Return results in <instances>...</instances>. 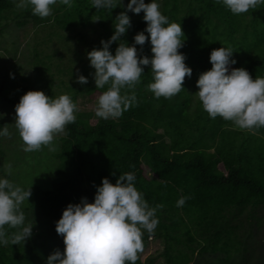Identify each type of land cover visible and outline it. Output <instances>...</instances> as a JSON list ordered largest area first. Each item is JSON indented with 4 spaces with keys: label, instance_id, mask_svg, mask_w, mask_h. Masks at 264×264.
Segmentation results:
<instances>
[{
    "label": "trees",
    "instance_id": "obj_1",
    "mask_svg": "<svg viewBox=\"0 0 264 264\" xmlns=\"http://www.w3.org/2000/svg\"><path fill=\"white\" fill-rule=\"evenodd\" d=\"M58 1L53 13L39 17L30 8H17L15 0H0V33L9 20L20 26L29 21L37 25L52 22L67 33L88 27L102 30L100 41H107L114 31L115 16L126 6L117 0L112 10H97L91 0H73L71 7ZM161 13L169 22L181 24L185 39L178 51L185 55L191 75L185 76L175 95L156 98L147 88L152 79L150 66H142L139 83L133 89H122L134 92L136 103L119 117L104 119L95 111L75 114L74 122L66 124L59 137L53 188H35V213L32 220L25 218L26 224L33 225L32 234L24 243L0 245V264H46L55 250L63 252V235L55 231V222L66 205L78 203L81 197L92 202L95 186L103 177L115 183L124 172L134 173V186L149 206L162 205L155 212L156 227L151 234L142 230V240L143 249L150 239L159 241L163 264H264L255 244L264 226V126L250 131L219 115L211 118L191 91L198 75L211 67L210 51L221 46L233 50L236 64L230 67L245 68L253 79L264 77V3L233 14L220 0H163ZM130 21L119 38L128 44L147 23ZM119 40L109 45L112 54ZM135 46L138 58L152 55L147 39L144 45ZM45 59L36 49L34 82L47 83L44 87L51 90ZM106 87L96 88L88 80L65 86L74 103L80 92L90 95L96 89L101 93ZM28 90L29 86H23L7 101L15 105ZM3 91L0 84V96ZM3 125L7 118L0 116ZM0 156H5L2 148ZM183 190L196 194L184 196ZM181 196L186 199L177 206ZM5 228L7 233L16 230ZM144 252L138 253L135 264H155L156 258L144 259Z\"/></svg>",
    "mask_w": 264,
    "mask_h": 264
},
{
    "label": "clouds",
    "instance_id": "obj_2",
    "mask_svg": "<svg viewBox=\"0 0 264 264\" xmlns=\"http://www.w3.org/2000/svg\"><path fill=\"white\" fill-rule=\"evenodd\" d=\"M56 0H15L17 8H30L32 14L46 17L51 14L50 5ZM71 7L73 0H60ZM233 14L244 13L264 0H220ZM122 5V0H118ZM92 7L110 9L117 7V0H91ZM125 10L114 18V31L107 41L101 40L100 48L87 52L89 65L94 69L90 75L96 88H104L96 99L95 115L100 118H116L130 105H135L133 89L143 73L142 66L149 65L151 81L147 88L154 97L169 98L179 92L185 76L191 68L185 64V55L179 52L184 35L181 24L169 22L161 13L157 0H128ZM139 14L146 21L143 31L137 32L133 43L119 38L131 26L127 11ZM147 33V36L145 35ZM183 37V39H182ZM150 43L151 56H137L135 45ZM115 53L109 45L118 41ZM230 46L210 51L211 67L201 72L196 80V97L208 116L217 115L250 131L264 126V77L253 79L243 67L236 64ZM10 78L13 77L9 73ZM75 81L87 83V77L79 74ZM76 104L68 94L48 96L42 90H28L14 105V125L18 130L23 150L30 152L47 146L55 151L54 135L63 132L65 125L76 119ZM8 128L0 126V136L8 135ZM11 168V165H6ZM133 172L120 173L115 183L107 177L96 187L92 202L81 197L78 203H68L55 222V231L63 235V252L55 250L47 257L46 264H135L138 253L143 250V231L151 234L158 223L157 208L149 206L143 194L134 186ZM31 195L30 188H22L5 177H0V245L25 242L32 234L33 225L25 223L21 204ZM186 197L177 199L183 205ZM16 229L6 232L5 226ZM143 230V231H142Z\"/></svg>",
    "mask_w": 264,
    "mask_h": 264
},
{
    "label": "rangeland",
    "instance_id": "obj_3",
    "mask_svg": "<svg viewBox=\"0 0 264 264\" xmlns=\"http://www.w3.org/2000/svg\"><path fill=\"white\" fill-rule=\"evenodd\" d=\"M122 1L125 4L128 2V0ZM147 2L149 0H145V3ZM157 2L160 11H162L163 0H157ZM58 6V0L50 5L51 13ZM128 16L133 19H142L143 11L135 14L129 10ZM51 23L37 25L33 21H29L20 26L15 20H9L0 33V84H3L4 87L3 95L0 96V116L7 118L6 127L9 132L6 136H0V148L5 151V156H0V177H5L22 188H30L31 195L28 197V201L25 200L21 204V210L27 220H32L35 213L32 210V205L34 206L35 203V188L50 190L54 186L53 179L56 176L55 169L58 164L55 154L61 149L59 137L64 134L65 128L63 132L54 135L52 143L56 145L55 151H49L47 146H42L39 150L25 152L22 147L23 142L14 125V105L7 99L15 97L23 86H29L31 90H42L48 96L52 91L51 96L53 97L65 94L66 85L79 86L80 83L75 81L77 70H79V74L87 75L91 86H95L94 78L90 75L94 69L89 65L86 54L94 47L99 48V32L102 31L96 26L99 31L88 27L67 33L58 30ZM36 49L40 51L41 57L44 59L49 57L45 60L50 66L48 77L52 79L51 90L44 87V84L47 83L42 82L44 84L39 85L34 82ZM9 73H12L13 77L10 78ZM197 90V86L191 89L194 100L197 99L195 95ZM99 94L100 92L96 89L90 95L80 92L75 99L77 106L75 114L83 111H95L96 99ZM9 164L11 165L10 169L6 167ZM152 176L154 175L152 174ZM183 193L184 196L191 193L196 194L195 191L190 190ZM255 244L264 257V226L261 229L260 237L255 239ZM144 249V259L153 256L156 258L155 264H163V259L160 256L162 248L155 237L149 240L148 247Z\"/></svg>",
    "mask_w": 264,
    "mask_h": 264
}]
</instances>
